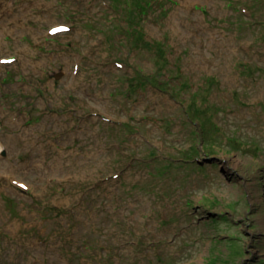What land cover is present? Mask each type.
<instances>
[{
  "label": "rangeland",
  "instance_id": "rangeland-1",
  "mask_svg": "<svg viewBox=\"0 0 264 264\" xmlns=\"http://www.w3.org/2000/svg\"><path fill=\"white\" fill-rule=\"evenodd\" d=\"M136 1L0 0V264H264V0Z\"/></svg>",
  "mask_w": 264,
  "mask_h": 264
},
{
  "label": "trees",
  "instance_id": "trees-1",
  "mask_svg": "<svg viewBox=\"0 0 264 264\" xmlns=\"http://www.w3.org/2000/svg\"><path fill=\"white\" fill-rule=\"evenodd\" d=\"M149 3V1H144L143 2V0H140V1H136V3L134 4V5H132L130 8H128V9H125V10H122V12H124L125 13V15H126V18H132L133 17V15L135 14V11H138L139 13H142L141 11H144L145 9H146V7L149 5L148 4ZM120 11H121V8H120ZM130 21H132L131 19H130ZM136 23L134 22V25H135ZM117 28V27H116ZM119 29V28H118ZM134 31H135V29H132L130 32H131V34L133 35L134 34ZM159 51H162V52H164V49H163V46H159L158 47V52ZM185 114H186V116H189V114H187V108L185 109ZM123 126H126V124H124Z\"/></svg>",
  "mask_w": 264,
  "mask_h": 264
},
{
  "label": "bare ground",
  "instance_id": "bare-ground-1",
  "mask_svg": "<svg viewBox=\"0 0 264 264\" xmlns=\"http://www.w3.org/2000/svg\"><path fill=\"white\" fill-rule=\"evenodd\" d=\"M1 148V147H0Z\"/></svg>",
  "mask_w": 264,
  "mask_h": 264
}]
</instances>
